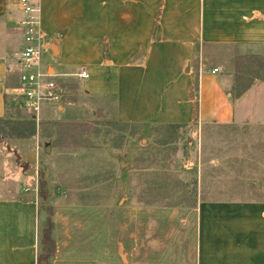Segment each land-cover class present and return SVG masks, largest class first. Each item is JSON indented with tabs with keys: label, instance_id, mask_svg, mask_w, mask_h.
Instances as JSON below:
<instances>
[{
	"label": "crops",
	"instance_id": "crops-1",
	"mask_svg": "<svg viewBox=\"0 0 264 264\" xmlns=\"http://www.w3.org/2000/svg\"><path fill=\"white\" fill-rule=\"evenodd\" d=\"M37 7L39 70L65 94L34 112L13 91L21 86L28 14L20 0H0V121L19 99L37 129L45 105L62 109L74 81L91 97L112 98L123 124H264V83L237 98L232 75L223 73L233 60H264V0H38ZM83 71L87 79L78 76ZM30 173L15 166L12 185L0 186L12 192L0 194V264H38L40 215ZM193 229L192 253L176 248L165 264H264V198L201 200Z\"/></svg>",
	"mask_w": 264,
	"mask_h": 264
},
{
	"label": "rangeland",
	"instance_id": "rangeland-1",
	"mask_svg": "<svg viewBox=\"0 0 264 264\" xmlns=\"http://www.w3.org/2000/svg\"><path fill=\"white\" fill-rule=\"evenodd\" d=\"M227 66L234 97L264 83V60ZM67 90L62 109L45 105L37 129L29 127L19 99L0 121V186L11 183L15 166L31 172L27 186L38 202L40 235L53 222L50 264H135L152 257L165 264L176 248L192 253L201 200L264 198L262 122L196 129L123 124L112 98L91 97L74 81ZM45 176L52 188L43 198Z\"/></svg>",
	"mask_w": 264,
	"mask_h": 264
},
{
	"label": "built area",
	"instance_id": "built-area-1",
	"mask_svg": "<svg viewBox=\"0 0 264 264\" xmlns=\"http://www.w3.org/2000/svg\"><path fill=\"white\" fill-rule=\"evenodd\" d=\"M28 18L23 21L27 46L22 52L21 86L16 94L23 99L26 108L38 112L44 103L59 104L64 97L65 89L56 81L49 78L46 72L39 70L43 58V51L39 45L40 38L37 36L38 26V0H20ZM215 69L213 73H217ZM87 79V72L78 75Z\"/></svg>",
	"mask_w": 264,
	"mask_h": 264
},
{
	"label": "trees",
	"instance_id": "trees-1",
	"mask_svg": "<svg viewBox=\"0 0 264 264\" xmlns=\"http://www.w3.org/2000/svg\"><path fill=\"white\" fill-rule=\"evenodd\" d=\"M39 186L42 189V197H46L48 195V191H44V188H47L44 177L42 178ZM52 232L53 222L49 221L48 226L41 232L40 235V254L38 257V264H50L52 257L56 253V243Z\"/></svg>",
	"mask_w": 264,
	"mask_h": 264
},
{
	"label": "water",
	"instance_id": "water-1",
	"mask_svg": "<svg viewBox=\"0 0 264 264\" xmlns=\"http://www.w3.org/2000/svg\"><path fill=\"white\" fill-rule=\"evenodd\" d=\"M44 181H45V183L47 185L48 193L50 194L51 193V188H52L51 183H50L49 179L46 176L44 177Z\"/></svg>",
	"mask_w": 264,
	"mask_h": 264
}]
</instances>
